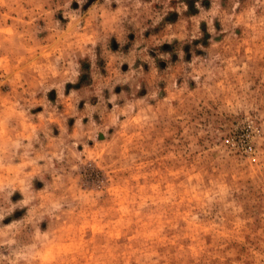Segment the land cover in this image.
Instances as JSON below:
<instances>
[{
	"label": "rangeland",
	"instance_id": "1",
	"mask_svg": "<svg viewBox=\"0 0 264 264\" xmlns=\"http://www.w3.org/2000/svg\"><path fill=\"white\" fill-rule=\"evenodd\" d=\"M0 264H264V0H0Z\"/></svg>",
	"mask_w": 264,
	"mask_h": 264
}]
</instances>
